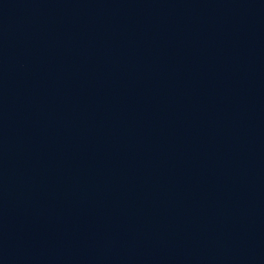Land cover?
<instances>
[{
	"label": "water",
	"instance_id": "obj_1",
	"mask_svg": "<svg viewBox=\"0 0 264 264\" xmlns=\"http://www.w3.org/2000/svg\"><path fill=\"white\" fill-rule=\"evenodd\" d=\"M0 264H264V0H0Z\"/></svg>",
	"mask_w": 264,
	"mask_h": 264
}]
</instances>
